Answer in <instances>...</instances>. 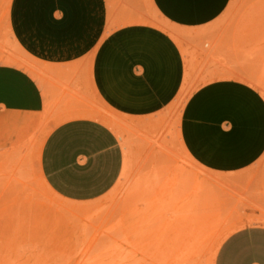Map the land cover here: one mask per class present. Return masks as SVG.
I'll return each instance as SVG.
<instances>
[{"label": "crops", "instance_id": "crops-1", "mask_svg": "<svg viewBox=\"0 0 264 264\" xmlns=\"http://www.w3.org/2000/svg\"><path fill=\"white\" fill-rule=\"evenodd\" d=\"M229 2L150 0L161 20L188 32L210 25ZM118 4L10 0L9 29L0 30V153L38 149L42 181L67 203L103 197L122 172L120 139L99 119V106L149 116L182 85L176 39L145 20L133 23ZM118 17L126 24L118 26ZM17 53L31 69L15 62ZM178 136L188 158L210 173L248 170L264 156V97L237 79L205 83L186 99ZM213 264H264V225L230 233Z\"/></svg>", "mask_w": 264, "mask_h": 264}, {"label": "rangeland", "instance_id": "rangeland-1", "mask_svg": "<svg viewBox=\"0 0 264 264\" xmlns=\"http://www.w3.org/2000/svg\"><path fill=\"white\" fill-rule=\"evenodd\" d=\"M118 1L133 23L145 20L176 39L185 64L180 91L145 117L99 106L124 161L114 187L93 202L54 196L39 175L38 149L1 152L0 264H213L230 233L264 225V156L248 170L218 175L191 161L178 136L186 99L205 83L237 79L264 97V0H230L195 32L165 23L150 0ZM9 3L0 0V30L9 29Z\"/></svg>", "mask_w": 264, "mask_h": 264}, {"label": "bare ground", "instance_id": "bare-ground-1", "mask_svg": "<svg viewBox=\"0 0 264 264\" xmlns=\"http://www.w3.org/2000/svg\"><path fill=\"white\" fill-rule=\"evenodd\" d=\"M47 187V186H46ZM191 229H193V228H191ZM196 229V228H195ZM197 231V230H196ZM193 234V233H192ZM196 236V235H195ZM206 236V235H205ZM194 237V236H193ZM192 240H193V238H191ZM200 239V238H199ZM200 241V240H199ZM206 241V240H205ZM187 242V241H186ZM200 243V242H199ZM189 244V243H188ZM192 244V243H191ZM195 245V244H194ZM184 246H186V244L184 243ZM183 246V249L185 248L186 249V247H184ZM188 248V247H187ZM194 251V250H193ZM198 253V252H197Z\"/></svg>", "mask_w": 264, "mask_h": 264}]
</instances>
